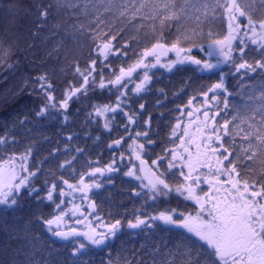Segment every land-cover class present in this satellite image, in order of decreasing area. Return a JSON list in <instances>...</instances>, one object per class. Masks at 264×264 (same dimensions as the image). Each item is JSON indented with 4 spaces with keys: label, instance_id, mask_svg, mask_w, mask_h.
I'll return each instance as SVG.
<instances>
[{
    "label": "snow or ice",
    "instance_id": "6c2138e0",
    "mask_svg": "<svg viewBox=\"0 0 264 264\" xmlns=\"http://www.w3.org/2000/svg\"><path fill=\"white\" fill-rule=\"evenodd\" d=\"M47 15V10L44 9L41 20H46ZM232 19L235 27L230 28L226 34L214 33L209 29L208 35L213 38L212 43L184 48L181 41H185V38L178 34L177 42L171 46H167L166 42L156 43L139 54L133 51V56H136L135 63L118 69L112 64V54L118 59L123 57L126 62L131 44L126 43L122 48H117L113 44L115 36L109 39L107 36L93 35L95 55L91 58L90 65L86 71H82L79 66L76 68L81 82L70 83L59 97L47 76L37 77L33 83L39 84L37 93L42 99V106L35 113L37 117L55 111L67 122L71 119L68 110L73 100L83 96L81 103H85L97 93L107 94L106 101L96 100L91 103L92 111L87 114V119L99 124V118L104 117L102 127L105 130L112 132L122 129L123 133L107 144L111 159L102 167L99 166L98 159H89L84 165L87 170L82 168L76 171L73 164L77 156H72L46 171L43 164L48 157L29 163V157L34 153L31 145L18 158L10 157L5 161L8 167H0V213L14 211L22 200L30 197L39 203L49 202L59 214L41 216L38 219L53 237L72 243L69 253L71 264H94L91 258L94 251L109 248L110 241L117 238L124 224L122 219L106 222L99 215H95L98 205L90 192L104 188V182L97 180V177H104L111 183L110 174L121 170L118 161H123L127 156L131 164L134 157L139 161L140 168L132 164L124 175L139 182L132 188V195L141 198L143 203L131 213L132 218L127 219V228L141 229L145 235L154 230H162L177 236L172 247L157 244L153 248L150 253L152 264H264V159L260 160L258 176L252 166L246 163L260 158L264 152V129L246 132L242 140L247 143H242L237 149L236 137L243 130L239 125L230 128L231 121L227 119L223 124L217 119L228 107L229 91L225 83L227 75H239L242 71L245 74L264 71V22L242 23L236 16ZM97 39L101 41L99 44L95 43ZM169 52H175L177 58L161 63V55ZM194 52L203 55L194 56ZM150 57H154V63H149L147 58ZM185 63L194 65L201 74L217 76V80L207 86V90L201 88L200 91L211 101H217L218 92H223L224 109L215 106L216 110L211 111L214 106L206 100L208 107L202 112V126L198 124L196 127L198 135L189 132L192 124L190 120L189 126H185L182 134L177 136L178 129L182 127L180 121L184 113L189 118L193 116V112L187 108H179L181 115L176 117L175 124H169V131L180 140V144H174L171 148L162 147L157 153L152 148L158 143L152 127L153 113L148 112L145 117L146 103H137L140 94L150 90L153 79L146 69L159 66L171 70L174 65ZM138 70L143 72L142 77ZM160 94L164 95L162 91ZM112 97L115 99L112 100ZM161 103L158 100L157 107ZM193 103L194 99L188 101L189 106ZM200 111L196 109V112ZM157 115L162 116L163 113ZM26 123V117L19 120L21 127ZM15 124L14 121L13 127ZM249 128H252L251 124ZM11 135L12 131L5 125V133L0 135V144H17L14 136L8 138ZM73 135L69 134L67 139L72 140ZM228 136H232L231 142L225 140ZM193 147L195 154L192 152ZM58 151L54 149L49 156ZM74 151L78 155L85 153V149L79 146ZM149 152H153L155 159L151 160L145 183V177L141 173L145 172L144 155ZM16 159H19V163H13ZM69 169L71 171L65 175ZM201 185H207L208 190L205 191ZM69 193H78L81 200V204L73 203L71 210V215L76 217L75 223L80 225L89 219L82 211L84 204L95 220V224H89L87 231H80L76 227H63L68 215L65 206L70 202L65 198ZM172 199L178 202L182 200L186 205L194 203L199 210L195 215L186 214L187 209L168 206ZM160 204L165 206L161 208ZM152 205L156 206L153 212H146L145 209ZM161 247H165L163 255L160 253ZM0 264L14 262L0 259ZM109 264L114 262L109 259ZM125 264H147V261L143 258L125 260Z\"/></svg>",
    "mask_w": 264,
    "mask_h": 264
},
{
    "label": "trees",
    "instance_id": "16d2710c",
    "mask_svg": "<svg viewBox=\"0 0 264 264\" xmlns=\"http://www.w3.org/2000/svg\"><path fill=\"white\" fill-rule=\"evenodd\" d=\"M222 2L213 11L216 4L214 0H68L64 3L61 0H0V135L5 133L7 125L12 131L8 138L14 136L17 140L15 145L0 144V164L12 156L18 158L31 145L34 153L29 157V163L48 157L43 164L46 171L72 156H77L73 164L76 171L84 168L89 159H98L102 167L111 159L107 144L123 133L122 129L112 132L105 130L102 127L104 117L99 118V124L87 119V114L92 111L91 103L96 100L106 101L107 94L97 93L85 103H81L83 96L73 100L68 110L71 119L65 122L55 111L42 117L36 116L35 113L42 106V99L37 93L39 84L33 81L39 76H47L57 90L58 97L70 83L79 84L81 77L76 73L77 66L86 71L95 55L93 35L107 36L109 39L115 36L113 44L117 48H122L126 43L131 44L126 62L123 57L118 59L112 54V64L116 69L135 63L133 51L139 54L156 43L166 42L167 46H171L177 42L178 34L185 38V41H181L184 48L212 43L213 38L208 35L210 28L214 33L226 34L231 26L227 2ZM234 2L242 23L264 22V0ZM44 9L48 15L42 21L40 16ZM100 42L97 39L95 43ZM193 55L200 56L201 53L194 52ZM224 71L227 73V68ZM149 73L153 76L150 90L141 93L137 103H146L145 117L148 112L153 113L152 127L158 142L152 146L154 152H160L162 147L171 148L174 144H180V140L169 131V124H175L176 117L181 115L179 108L200 109L195 118L202 120V112L208 104L214 106L211 111L216 110L215 106L224 109L223 92H218L217 101H211L200 91L201 88L207 90V86L217 80L216 75L201 74L189 64L166 72L149 70ZM225 83L229 91L228 107L217 119L221 124L227 119L231 121L230 128L239 125L243 130L236 137L238 149L242 143H247L242 140L246 132L264 129V119H261L264 117V110H261L264 109V71L247 74L242 71L239 75H227ZM161 91L164 95L160 94ZM190 99H194L191 106L188 105ZM158 100L162 102L159 107ZM158 113L163 115L159 116ZM25 117L28 123L21 127L19 120ZM187 119L185 112L177 136L182 134L183 122ZM249 124L252 128H249ZM69 134H74L70 141L67 139ZM225 140L231 142L232 136L225 137ZM77 146L85 149L83 155L75 153ZM54 149L59 151L49 156ZM69 149H72L71 152ZM124 149H127V144ZM144 159L151 165L155 155L149 152L144 155ZM261 159H264V152L260 158L246 161L257 176ZM138 162L133 157L130 164L127 156L123 161H118L121 170L110 174L111 183L104 177L96 178L104 182V188L90 192L98 205L95 215L106 222L122 219L124 227L117 238L110 242L109 248L94 251L91 257L94 264H109V259L114 264H125V260L140 258L152 264L150 253L157 244L172 247L177 241L175 233L154 230L145 235L141 229L127 228V219L132 218L131 213L141 207L143 201L132 195V188L139 182L126 177L124 172L132 164L140 168ZM70 171H66L65 175ZM65 199L70 201L65 206L68 212L65 221L71 226L74 224V216L71 215L73 197L69 193ZM76 204H81V200ZM159 206L162 208L165 205ZM168 206L187 209L186 213L198 209L176 199H172ZM155 207L152 205L145 211L152 213ZM51 214H59L54 205L47 201L39 203L32 197L22 200L14 211L0 213V259L14 264H71L69 253L72 243L54 240L38 219L41 216L50 217ZM164 251L165 247H161V255Z\"/></svg>",
    "mask_w": 264,
    "mask_h": 264
},
{
    "label": "rangeland",
    "instance_id": "374dc122",
    "mask_svg": "<svg viewBox=\"0 0 264 264\" xmlns=\"http://www.w3.org/2000/svg\"><path fill=\"white\" fill-rule=\"evenodd\" d=\"M215 1V5H214V9H213V11H215V9H216V7L217 6H220V2H222V1H226L227 2V5H226V9H227V11H228V17L230 18V20H231V26H230V28H234L235 27V24H234V22H233V16H236V17H239L238 15H239V9L238 8H236L235 7V4L232 2V4H230V1L231 0H214ZM224 2H222V3H224ZM221 3V4H222ZM230 28H229V31H230ZM234 43H238V42H234ZM181 55H183V54H181ZM201 55H203V53H201ZM200 55V56H201ZM177 58V56H176V53L175 52H169V53H167V54H162L161 55V63H168L169 61H171V60H175ZM148 59V61H149V63H154L155 62V59H154V57H150V58H147ZM184 65H186V63L185 64H179V65H174V67L172 68V69H174V68H176L177 66L178 67H181V66H184ZM194 66V65H193ZM195 67V66H194ZM171 69V70H172ZM149 70H164L165 72H166V70L167 71H169V69H167V68H161V67H159V66H157L155 69H153V68H151V67H149L148 69H146V71H148L149 72ZM138 73H141V77H142V74H143V72L141 71V70H138ZM187 109L189 110V111H192L193 112V116H192V119H194L195 118V115H199V113L200 112H196V110L194 109V108H192V107H187ZM188 117V116H187ZM196 120H197V118H195ZM189 121L190 120H186V121H184L183 122V128L185 127V126H188L189 125ZM202 122H203V120L202 119H198V121L195 123V127L190 131V133L191 134H193V135H198L197 133H196V127H197V125L198 124H200V126H202ZM187 146V145H186ZM181 151H182V149H181ZM195 148L193 147L192 148V152H193V154H195ZM13 163H19V159H16L15 161H13ZM138 165H139V167H140V164H139V162H138ZM0 167H4V168H6V167H8V165H6L5 163H3V164H0ZM130 167V166H129ZM144 169H145V172H143V173H141V175L142 176H144L145 177V183H147V177H148V175H149V173H148V169L151 167V166H149V165H147V164H144ZM185 171H187V169H185ZM205 172L207 171L206 169L204 170ZM201 187L203 188V189H206V190H208V186L207 185H201ZM70 195L73 197V202L76 204V202L77 201H79L80 200V196H79V194L78 193H76V194H73V193H70ZM190 205H192L193 207H196L197 208V206L194 204V203H189ZM86 204H84V206H83V208H84V216H87V217H89V219H87V220H84V222L81 224V225H77L76 223H75V220H76V217L74 216L73 217V223L74 224H72L71 225V227H76V228H78V230H80V231H87L88 230V226H89V224H95V220L94 219H92V217H91V215H89V212H87V210H86ZM182 210V209H181ZM199 209H197V211H198ZM188 213H192L193 215H195V212H188ZM188 213H186V214H188ZM77 216H79V213H77ZM81 219H83V217H81ZM67 226H69V222H67V221H64V225H63V227L64 228H66Z\"/></svg>",
    "mask_w": 264,
    "mask_h": 264
},
{
    "label": "water",
    "instance_id": "95a60500",
    "mask_svg": "<svg viewBox=\"0 0 264 264\" xmlns=\"http://www.w3.org/2000/svg\"><path fill=\"white\" fill-rule=\"evenodd\" d=\"M190 128V127H189ZM55 240H57V241H61V242H66V241H62V240H59V239H57V238H55V237H53ZM113 240V239H112ZM111 240V241H112Z\"/></svg>",
    "mask_w": 264,
    "mask_h": 264
},
{
    "label": "flooded vegetation",
    "instance_id": "af4514ba",
    "mask_svg": "<svg viewBox=\"0 0 264 264\" xmlns=\"http://www.w3.org/2000/svg\"><path fill=\"white\" fill-rule=\"evenodd\" d=\"M195 123H196V122H195ZM191 130H192V129H191ZM191 130H190V131H191Z\"/></svg>",
    "mask_w": 264,
    "mask_h": 264
}]
</instances>
